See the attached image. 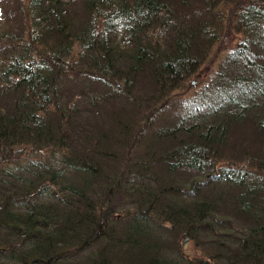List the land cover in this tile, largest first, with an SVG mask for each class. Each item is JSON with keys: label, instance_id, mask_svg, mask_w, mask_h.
I'll list each match as a JSON object with an SVG mask.
<instances>
[{"label": "trees", "instance_id": "obj_1", "mask_svg": "<svg viewBox=\"0 0 264 264\" xmlns=\"http://www.w3.org/2000/svg\"><path fill=\"white\" fill-rule=\"evenodd\" d=\"M0 264H264V0H0Z\"/></svg>", "mask_w": 264, "mask_h": 264}, {"label": "rangeland", "instance_id": "obj_2", "mask_svg": "<svg viewBox=\"0 0 264 264\" xmlns=\"http://www.w3.org/2000/svg\"><path fill=\"white\" fill-rule=\"evenodd\" d=\"M229 31V30H228ZM226 36V37H225ZM238 41V34L236 35L233 31H229L223 35L222 42L220 46L215 47L214 52L210 55V61L203 66V69L201 70V76L204 79H201V77H198V79H194L192 82L193 86L197 88V85L200 83V81H208L212 74H211V68L212 64L216 65L218 62L223 58L229 48L231 49V46L236 44ZM223 50V51H222ZM211 74V75H210ZM204 75V76H203ZM183 250L187 254H193L195 252L193 245L190 241H186L183 246Z\"/></svg>", "mask_w": 264, "mask_h": 264}, {"label": "water", "instance_id": "obj_3", "mask_svg": "<svg viewBox=\"0 0 264 264\" xmlns=\"http://www.w3.org/2000/svg\"><path fill=\"white\" fill-rule=\"evenodd\" d=\"M187 241V239H185L184 243Z\"/></svg>", "mask_w": 264, "mask_h": 264}]
</instances>
